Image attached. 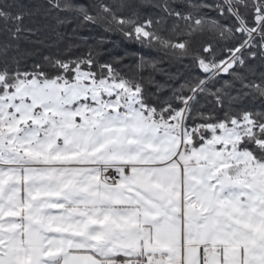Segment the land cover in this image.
<instances>
[{
    "label": "snow or ice",
    "instance_id": "1",
    "mask_svg": "<svg viewBox=\"0 0 264 264\" xmlns=\"http://www.w3.org/2000/svg\"><path fill=\"white\" fill-rule=\"evenodd\" d=\"M80 22L200 74L22 47ZM0 264H264V0H0Z\"/></svg>",
    "mask_w": 264,
    "mask_h": 264
},
{
    "label": "trees",
    "instance_id": "2",
    "mask_svg": "<svg viewBox=\"0 0 264 264\" xmlns=\"http://www.w3.org/2000/svg\"><path fill=\"white\" fill-rule=\"evenodd\" d=\"M116 2H119V0H116ZM195 2L212 3L213 0H195ZM204 14L215 17V13L208 10H205ZM173 23L172 20H168L167 27L170 29ZM179 23L180 29L183 30V22ZM74 29L75 31H73ZM58 31L63 33V39L58 41L55 47H49L52 45L51 39L45 40L43 45L23 43L22 47L36 49L42 52L43 55L55 52L59 48L61 51L70 54L73 59L77 56L87 55L91 50L98 64L111 63L127 77L143 79L146 83L149 79H152L165 87L171 86L181 76L187 78L200 74L193 67L191 60H172L163 52L146 47L135 39H128L119 30L108 29L106 25L80 22L79 26L72 24L62 27ZM31 39L35 40L37 38L32 37ZM196 39L202 41L208 39V36H200ZM141 57H144L147 61L143 67H139ZM36 59H39V57H36ZM33 62V58L26 59L27 65H31ZM153 62L155 67L152 66ZM149 91H155L154 86L149 85ZM210 102L211 98H208L207 103L204 98H201L198 107L203 106L201 110H206Z\"/></svg>",
    "mask_w": 264,
    "mask_h": 264
}]
</instances>
